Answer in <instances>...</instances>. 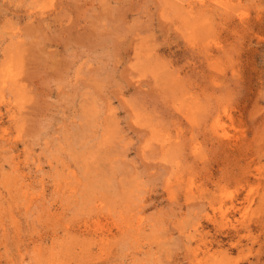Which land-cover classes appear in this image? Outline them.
Here are the masks:
<instances>
[{"label":"rangeland","instance_id":"rangeland-1","mask_svg":"<svg viewBox=\"0 0 264 264\" xmlns=\"http://www.w3.org/2000/svg\"><path fill=\"white\" fill-rule=\"evenodd\" d=\"M0 264H264V0H0Z\"/></svg>","mask_w":264,"mask_h":264},{"label":"bare ground","instance_id":"bare-ground-1","mask_svg":"<svg viewBox=\"0 0 264 264\" xmlns=\"http://www.w3.org/2000/svg\"><path fill=\"white\" fill-rule=\"evenodd\" d=\"M114 54V53H113Z\"/></svg>","mask_w":264,"mask_h":264}]
</instances>
